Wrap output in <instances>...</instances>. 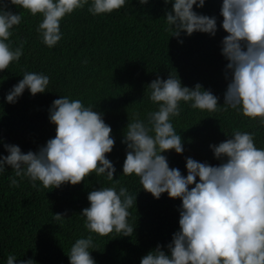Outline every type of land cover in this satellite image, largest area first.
Listing matches in <instances>:
<instances>
[{
	"label": "clouds",
	"instance_id": "9594fccd",
	"mask_svg": "<svg viewBox=\"0 0 264 264\" xmlns=\"http://www.w3.org/2000/svg\"><path fill=\"white\" fill-rule=\"evenodd\" d=\"M172 4L164 17L171 36L195 32L215 36L217 18L198 14L194 5L203 8L205 0H163ZM28 10L43 19L37 26L42 42L53 48L62 39L61 21L66 15L89 5V0H0V72L9 68L23 55L24 41L13 48L9 42L13 26L21 23L22 15L8 9V4ZM126 0H92L88 12L93 16L110 14L125 6ZM149 0H139L147 5ZM220 14L227 33L221 42V53L228 61L225 76L229 80L224 93L223 110H238L243 116L264 126V0H222ZM183 43V40H179ZM50 83L44 73L25 71L23 78L6 95L8 103H16L27 89L35 96L45 93ZM148 98L158 107L147 113L146 120L129 121L123 131L126 145L123 175L135 174L142 189L159 199L167 193L179 198V230L172 240L144 257L140 264H264V148L255 144L257 132L233 130L230 138L210 144L218 165L186 157L187 175L169 166L163 153L185 151L181 135L171 122L181 112L180 102H191L192 108L217 111L219 97L200 83L182 85L181 79L169 74L157 76L147 85ZM85 106L80 99L62 96L49 109V120L55 124V136L37 151L23 152L19 145L4 143L9 153L0 155V172L11 166L14 176L10 186L19 187L27 177L34 189L37 181L44 188L77 185L95 173L112 181L117 171L107 154L115 139L103 113ZM199 178V180H197ZM116 183L120 181L117 179ZM192 186V187H189ZM89 207L80 213L90 233L107 236L113 231L131 236L134 229L127 222L137 196L126 187H100L88 193ZM65 213H55L60 221ZM90 249H96L92 236L79 238L67 255L70 264H96ZM7 264H17L8 255ZM19 264H34L33 259Z\"/></svg>",
	"mask_w": 264,
	"mask_h": 264
},
{
	"label": "trees",
	"instance_id": "16d2710c",
	"mask_svg": "<svg viewBox=\"0 0 264 264\" xmlns=\"http://www.w3.org/2000/svg\"><path fill=\"white\" fill-rule=\"evenodd\" d=\"M92 0H89V5ZM222 0H205L203 8L194 5L198 14L215 16L217 32L185 33L178 39L167 31L166 10L172 4L163 0H126L125 6L110 14L93 16L88 6L66 15L61 21L62 39L53 48L47 47L37 32L41 14L33 16L28 10L8 4V9L22 15L21 23L10 30V44L17 47L24 41L23 55L9 68L0 72V155L9 153L4 143L19 145L23 152L37 151L54 138L56 126L49 120V109L55 99L68 96L80 99L85 106L103 113L112 128L115 145L107 154L117 171L112 181L95 173L77 185L39 190L30 180L20 179L19 187L10 186L14 176L11 166L0 172V264H7L8 255L19 260L33 259L34 264H70L69 252L79 238L92 236L96 249H90L96 264H140L142 257L158 244L171 242L179 230V207L182 201L163 193L159 199L142 189L135 174L123 175L126 145L123 131L136 118L146 120L147 113L157 109L148 98L147 85L157 76L169 74L181 79L182 85L194 87L200 83L219 97L217 111L192 108L191 102H180L181 112L171 122L181 135L185 151L163 153L169 166L187 175L186 157L218 165L210 144L230 138L233 130L257 132L255 144L264 148V126L258 120L243 116L238 110L224 111V93L229 80L225 71L228 61L221 53L223 37L220 14ZM179 40H183L180 43ZM25 71L44 73L50 83L45 93L33 96L25 90L16 103H8L6 95L23 78ZM120 183L117 184L116 180ZM199 180V178H197ZM126 187L137 196L128 209L127 222L133 227L131 236L113 231L107 236L90 233L85 217L80 213L89 207L88 193L100 187ZM192 187V186H189ZM60 221L55 213H65Z\"/></svg>",
	"mask_w": 264,
	"mask_h": 264
}]
</instances>
